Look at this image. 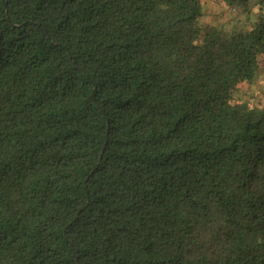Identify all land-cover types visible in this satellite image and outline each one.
I'll return each mask as SVG.
<instances>
[{"label":"trees","instance_id":"obj_1","mask_svg":"<svg viewBox=\"0 0 264 264\" xmlns=\"http://www.w3.org/2000/svg\"><path fill=\"white\" fill-rule=\"evenodd\" d=\"M218 1L0 0V264H264V0Z\"/></svg>","mask_w":264,"mask_h":264},{"label":"rangeland","instance_id":"obj_2","mask_svg":"<svg viewBox=\"0 0 264 264\" xmlns=\"http://www.w3.org/2000/svg\"><path fill=\"white\" fill-rule=\"evenodd\" d=\"M204 15L202 16L203 25H224L226 27H250L256 19L257 8L252 13L239 12L222 1L203 0ZM262 72L256 82L242 86V96L257 104L264 100V56L260 57Z\"/></svg>","mask_w":264,"mask_h":264}]
</instances>
